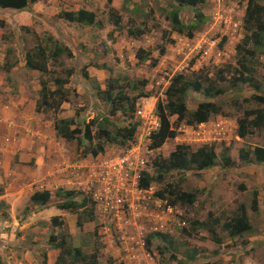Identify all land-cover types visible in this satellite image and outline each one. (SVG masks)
<instances>
[{"label":"rangeland","instance_id":"rangeland-1","mask_svg":"<svg viewBox=\"0 0 264 264\" xmlns=\"http://www.w3.org/2000/svg\"><path fill=\"white\" fill-rule=\"evenodd\" d=\"M246 3L247 0H205L199 6V13L182 8L180 18L185 24L199 22V29L189 36L172 33L164 17L171 10L169 0H40V4L28 7L23 10L25 12H0L1 102L6 103L9 96L26 104L29 99L33 104H29L30 109L36 116L42 115L43 120L50 121L53 129L55 119L72 118L81 125L108 114L109 108L97 98L96 85L101 90L108 84L117 85L132 97L142 94L136 101L132 120L139 124L133 140L123 146L107 145L103 154L86 156L89 162L78 167L76 164L64 166L73 172L68 178L70 182L67 180L65 185L42 192L44 197H50L49 205L41 207L32 203L30 197L34 192L26 189L21 192L14 210L10 211L0 202L1 264H53L55 252L50 246L54 245H67L68 250L77 247L89 253L100 249L99 256L96 250L100 264H126L125 256L113 253V250L128 242L137 253L134 240L143 246V264H148L146 259H152L151 264H264V163L250 164L239 159L241 150L264 148V127H250V134L241 139L237 136L236 123L244 117L245 111L264 110L263 105L252 99L254 95L264 96V44L256 46L249 41L244 45L249 36L243 27ZM260 4L264 6V0H260ZM50 5L56 8L55 13ZM80 9L94 14V25L72 23L57 17L62 11ZM112 10L114 13L109 15ZM118 18L120 23L114 25L113 21ZM129 28L145 32L134 38L129 36ZM164 32L171 38V43L162 40ZM37 46L46 48L51 56L56 51L61 53L49 60L48 73L44 75L28 70L24 64L26 52ZM160 46L165 52L162 56L158 53ZM238 46L256 53L249 61L252 86L238 84L231 87L228 81L217 83L224 89V94L214 102L222 107L224 115H213L200 125H179L175 138L167 140L161 148L151 150L149 128L154 126V120L158 124L155 104L165 101L172 77L204 71L217 80L219 69L225 66L238 68V59L246 58L243 52L238 53ZM139 48L150 56L139 61L136 56ZM67 50L71 56L66 54ZM70 68L73 75L65 86L68 101L57 113H37V102H42L40 81H48L54 90L53 79L64 78V71ZM256 83L260 86L259 92L253 89ZM191 96L198 101L202 98L196 93ZM196 105V101L187 100L189 110H194ZM174 120L175 117L170 119L171 122ZM114 121L121 127L127 125L120 114ZM1 141L7 147L11 144L5 133ZM72 142L64 141L63 151L73 152L76 143ZM179 144L193 149L213 148L217 153L216 165L203 171H172L162 183L152 182L147 190L132 188L124 198L125 204L118 218L105 217L102 207L99 213L95 211V221L83 222L81 228L77 227V212L57 207L59 198L55 194L61 191H75L80 198L97 199L96 207H100L105 177H111L108 167L111 161L132 149L144 160V169L153 175L154 160L167 157ZM224 149H228L234 162L232 167L222 164ZM167 184L194 192L195 203L170 207L169 195L165 194L163 200L157 197V192L165 190ZM5 187L3 182L0 192ZM241 205L245 207L251 231L232 236L225 224L239 214ZM54 218L63 224H55ZM105 224L108 229H104ZM162 247L166 248L164 253L160 252ZM130 262L136 264L132 257Z\"/></svg>","mask_w":264,"mask_h":264},{"label":"trees","instance_id":"trees-1","mask_svg":"<svg viewBox=\"0 0 264 264\" xmlns=\"http://www.w3.org/2000/svg\"><path fill=\"white\" fill-rule=\"evenodd\" d=\"M40 0H0V12L7 10L23 11L38 3ZM205 0H170L171 10L166 12L165 19L169 22L172 32L179 35L189 36L192 32L199 29V22L194 24H185L180 18V11L182 8H190L199 13V6ZM112 10L109 15L113 14ZM58 18L66 21L92 26L95 24V17L92 12L79 10L77 12L59 13ZM114 25L120 23L119 18L113 21ZM243 27L249 33L248 38L244 41L246 45L249 41L256 46L264 44V6L260 4V0H247L245 9V16L243 18ZM144 30H132L129 28L128 34L131 37L137 38L144 34ZM162 40L166 43H171L170 37L162 34ZM244 46H238V53H244L246 58L240 57L237 61L238 68L225 66L218 70L217 80H213L204 71L191 72L189 74L174 75L165 92V101H157L155 105V115L159 119V125L156 130L152 131L149 136L150 149L156 150L161 148L164 143L175 138L177 135V128L179 125L194 126L207 122L213 115L223 116V109L220 105L214 102L215 99L224 94V89L217 83L229 82L231 87H236L238 84H251L252 78L249 76L252 71L249 61L254 59L256 53L253 50L242 49ZM158 53L162 56L164 48L160 46ZM61 53L56 51L52 54L46 48L37 46L29 49L24 56L25 67L30 71H36L44 75L48 73V62L50 59H55ZM66 54L71 56V52L67 50ZM51 56V58H50ZM136 56L139 61L149 57L143 49H139ZM249 59V60H248ZM156 61H154L155 63ZM153 63V64H154ZM65 77L54 78V90H51L49 83L46 80H41L42 102H37L36 112L46 113L53 111L57 113L63 103L68 101V91L65 86L69 83L70 77L73 75V69L64 71ZM227 75H230L227 78ZM146 84V81H142ZM117 85L108 84L105 90H101L99 85L95 86L97 98L106 105L109 110L108 114L103 116L100 120L94 118L88 123L78 125L72 118L55 119L53 128L56 136L65 141H76L77 150L81 157L91 156L97 157L103 154L107 145L123 146L127 142L132 141L136 135L138 123L132 122L135 110L137 96H130L123 89H118ZM256 92L260 91V86L256 83L253 87ZM200 94L202 98L198 101L192 97L191 94ZM196 101L197 105L194 110H189L187 107V100ZM252 99L260 105L264 106V96L254 95ZM124 116L127 122L126 126H119L114 118L118 115ZM254 116L252 120L249 117ZM175 117L174 122L170 119ZM237 135L240 138H245L250 134V127L257 129L264 127V111L263 109L249 110L244 112V117L236 120ZM95 128V130H93ZM112 129V130H110ZM222 164L224 167H232L234 162L231 160L228 149H224L221 154ZM239 159L245 163H264V148L255 147L252 150H241ZM217 155L214 149L209 147H200L197 149L191 148L189 145L180 144L167 157H158L153 162L154 174L144 171L141 173L138 181V188L141 190L149 189L152 182L162 183L165 177L172 171L195 170L203 171L212 168L216 165ZM165 194L169 195V206H177L178 204H185L191 206L195 203L197 196L194 192H185L173 184H167L165 190L157 192V197L161 200L165 198ZM59 198L57 207L60 210H66L72 213H78L77 225L83 226V222H91L94 220L95 202L91 199L78 197L80 194L75 191H61L55 194ZM30 201L37 206L49 205L50 197H44L42 192H35L31 195ZM239 214L232 218L225 228L230 235L242 236L251 231V225L246 215V210L243 205L239 207ZM55 224L61 225L58 218H54ZM211 233V232H210ZM158 234V233H156ZM159 237L161 235H158ZM54 249H59L60 253L55 264H98L97 253L91 255H84L79 249L73 251L69 250L65 255L63 247L58 245L53 246ZM166 248L162 247L160 252L164 253ZM71 260L67 262V258ZM173 259V256H171ZM194 256H191L193 258ZM1 264V259H0Z\"/></svg>","mask_w":264,"mask_h":264},{"label":"crops","instance_id":"crops-1","mask_svg":"<svg viewBox=\"0 0 264 264\" xmlns=\"http://www.w3.org/2000/svg\"><path fill=\"white\" fill-rule=\"evenodd\" d=\"M38 4L40 1L31 8ZM50 9L55 13L56 8L50 5ZM27 100L32 106L31 101ZM29 104L14 96H9L6 103L0 101V153L4 155L0 154V185L5 182L6 186L0 192V202L10 211L15 209L24 189L29 192L52 191L56 186L65 185L70 173H73L64 166L76 164L78 167L89 162L88 158L78 155L76 145L73 152L63 151L62 143L65 140L58 138L52 123L43 120L42 115L36 116ZM3 133L11 140L9 147L2 145Z\"/></svg>","mask_w":264,"mask_h":264},{"label":"clouds","instance_id":"clouds-1","mask_svg":"<svg viewBox=\"0 0 264 264\" xmlns=\"http://www.w3.org/2000/svg\"><path fill=\"white\" fill-rule=\"evenodd\" d=\"M169 2H170V0H169ZM171 4V3H170ZM34 5V4H33ZM246 5H247V3H246ZM30 6H32V5H29V7ZM246 9V8H245ZM80 10H85V9H80ZM8 11V10H7ZM9 11H11V10H9ZM26 11V10H25ZM25 11H20V13L21 12H25ZM77 11H79V10H77ZM77 11H72V12H77ZM85 11H87V12H91V11H88V10H85ZM65 12H70V11H65ZM59 15V14H58ZM58 15H57V17H58ZM244 16H245V14H244ZM59 19H61V18H59ZM173 33V32H172ZM171 39V38H170ZM139 49H143V48H139ZM138 49V50H139ZM144 50V49H143ZM138 52V51H137ZM137 52H136V54H137ZM191 72H197V71H191ZM191 72H189V73H191ZM188 73V74H189ZM180 74H183V73H180ZM185 74H187V73H185ZM177 75V74H176ZM157 103V102H156ZM156 105V104H155ZM258 105H260V104H258ZM261 110H262V108H260ZM260 109H258V110H260ZM255 110V109H254ZM154 111H155V108H154ZM264 111V110H263ZM156 116V115H155ZM156 118H157V116H156ZM254 118V116H251V117H249V119L250 120H252ZM158 119V118H157ZM156 120H154V126L153 127H150L149 128V134L152 132V131H154V130H156V128L158 127V125H159V119H158V124H156ZM206 123V122H205ZM203 124V123H202ZM200 125V124H199ZM150 136V135H149ZM238 136V135H237ZM239 137V136H238ZM59 138V137H58ZM240 138V137H239ZM242 139V138H241ZM73 142H75L76 143V141H73ZM165 144V143H164ZM180 145V144H179ZM76 146H77V144H76ZM213 149V148H212ZM157 150V149H156ZM130 151H134V150H130ZM130 151H128L127 152V154L130 152ZM216 153V152H215ZM126 154V155H127ZM222 154V153H221ZM126 155H122V156H126ZM136 155V154H135ZM216 155H217V153H216ZM121 156V157H122ZM137 156V158L139 159V160H141V158H139V156L138 155H136ZM82 158H87V157H82ZM120 158V157H119ZM117 159V158H116ZM143 162H144V160H143ZM145 163H144V165L140 168V171H139V177H138V179L136 180V186H133V184L130 182L129 183V185L127 186V188L126 189H121L119 192H118V195H121L122 196V200H123V202H122V204H118L117 203V194L114 192V191H112V193L110 194V195H108V196H106V187H105V189H104V196H103V198H101L100 199V202L102 203V205L100 206V207H96V201L95 200H97V199H95V200H93V199H91L93 202H95V211L96 212H100V210H101V208H102V210L101 211H103V214L105 215V217H109V216H111L112 218H118V216H119V214H121L122 212L120 211L121 210V208H122V206L125 204V202H124V198L125 197H128V194L130 193V191H131V189L133 188V189H138V190H140L139 188H138V181H139V179H140V176H141V173L142 172H144V171H146L145 169ZM210 169V168H209ZM107 174H109V172L107 173ZM150 174V173H149ZM108 177H110V176H107V177H105V185H106V182H107V178ZM43 192V191H42ZM35 193V192H34ZM98 201V200H97ZM170 207H173V206H170ZM96 208H97V210H96ZM68 212V211H67ZM94 214H95V212H94ZM111 214H113V215H111ZM120 218V217H119ZM61 221V220H60ZM95 220H93V221H91V222H94ZM90 222V223H91ZM61 223L63 224V222L61 221ZM77 223V222H76ZM117 226L119 227V228H122V226L119 224V223H117ZM77 227H78V225H77ZM81 228V227H80ZM104 229H108V225L107 224H105V226H104ZM107 231V230H106ZM69 235H72L71 233H69ZM70 238V239H69ZM135 239V238H134ZM71 241V237H69L68 236V242H70ZM133 244H135V246L138 248V250H140V252H139V255H138V250H137V253H135L134 252V250H135V247L133 246V247H131V245L130 244H128V242L127 243H124V244H120V247H114L115 249L113 250V253H116V254H123L124 256H125V259H123L125 262H126V264H130L131 262H130V260H131V257L133 258V260H136V264H143L142 263V259H143V254H142V250H143V246L142 245H140L139 246V242L137 241H135L134 240V242H133ZM58 246H60V245H58ZM67 246V245H66ZM66 246L65 247H63L64 248V250H65V255H67V252L69 251L68 250V248H66ZM60 247H62V246H60ZM50 248H51V250H53L54 252H55V260H54V262H53V264H55L56 263V261H57V258H58V256H59V253H60V250L59 249H54L53 248V246H50ZM76 249H79L80 250V248H77V247H75V248H73V249H71L70 251L73 253V251L74 250H76ZM104 249V248H103ZM96 250H98V256H99V252H100V249H95L94 250V252H85V251H81L84 255H91L92 253H97V251ZM125 251V252H124ZM67 259V262H70L69 260H71L69 257H66ZM123 260H121V261H123ZM151 260L152 259H150L149 261L146 259V261L148 262V264H151ZM72 261V260H71ZM120 261V262H121ZM97 262H98V264H100V262H99V258H97ZM124 262V263H125ZM113 264V263H112ZM154 264V263H153Z\"/></svg>","mask_w":264,"mask_h":264},{"label":"built area","instance_id":"built-area-1","mask_svg":"<svg viewBox=\"0 0 264 264\" xmlns=\"http://www.w3.org/2000/svg\"><path fill=\"white\" fill-rule=\"evenodd\" d=\"M143 165V160H139L133 151H130L126 156L111 161L108 164L111 177L107 178L106 196L114 191L117 194V203L122 204L123 198L118 195V192L121 189H126L130 182L133 186H136V180Z\"/></svg>","mask_w":264,"mask_h":264}]
</instances>
